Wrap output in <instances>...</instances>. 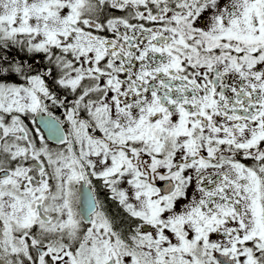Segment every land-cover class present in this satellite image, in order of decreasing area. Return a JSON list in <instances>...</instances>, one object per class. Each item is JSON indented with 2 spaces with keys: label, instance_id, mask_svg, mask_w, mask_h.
<instances>
[{
  "label": "snow or ice",
  "instance_id": "obj_1",
  "mask_svg": "<svg viewBox=\"0 0 264 264\" xmlns=\"http://www.w3.org/2000/svg\"><path fill=\"white\" fill-rule=\"evenodd\" d=\"M0 264H264V0H0Z\"/></svg>",
  "mask_w": 264,
  "mask_h": 264
}]
</instances>
